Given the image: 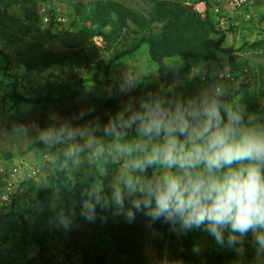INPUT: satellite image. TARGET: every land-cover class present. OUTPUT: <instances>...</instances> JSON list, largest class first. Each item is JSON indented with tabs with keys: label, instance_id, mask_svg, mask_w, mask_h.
<instances>
[{
	"label": "rangeland",
	"instance_id": "obj_1",
	"mask_svg": "<svg viewBox=\"0 0 264 264\" xmlns=\"http://www.w3.org/2000/svg\"><path fill=\"white\" fill-rule=\"evenodd\" d=\"M202 1L208 3V15L216 24L213 37L234 54L230 58L218 52L215 61L199 59L190 63L179 57L165 59L172 71L170 88L178 96L189 97L203 88L222 87L225 100L240 104L241 93L249 85L264 108V45L252 47L264 41V0H250L248 8L224 27L214 12L220 0H188V4L194 6ZM111 4L135 14L142 24L128 21L127 29L117 30L114 14L108 17V25L98 23V7ZM0 11V264H28L40 251L38 242L30 236L34 216L26 214L29 197L54 187L52 170H66L71 179L79 182L94 169L98 175H109L113 183L122 164L111 158L110 150L106 152L112 138L99 132L95 134L98 143L77 156L66 153L74 144L83 145L86 137L63 143L42 141L40 132L58 123L51 116L55 114L73 127L98 123L102 128L130 101L138 106L140 97L164 89V85L146 44L110 66L113 88L89 83L86 92L74 102L47 108L16 103L12 97L14 84L18 85L19 94L27 98L73 95L81 79L104 80V70L113 59L141 39L157 36L162 26L150 21L153 0H19L6 10L0 6ZM246 14H252L253 19L247 21ZM63 61L74 64L61 70L58 66ZM129 77L140 83L130 91H122ZM80 113H84L82 118ZM96 181L100 180L93 183ZM110 216L114 221L128 220L125 215H114V211ZM74 217L82 229L91 231L87 218L78 212ZM55 219L47 226L54 229L58 225L61 229L59 219ZM190 231L193 247L199 248L195 251L197 259L225 264L221 259L223 247L213 235L203 228ZM140 235L143 264H184L179 259L177 236L163 218L156 222L145 218ZM47 246L49 264H94L86 259V253L104 255L105 264H132L108 241L98 243L99 250L88 241L75 248L70 233L62 230L49 232ZM228 247L238 254V264H253L257 257L252 233L243 237V254L237 251L239 245Z\"/></svg>",
	"mask_w": 264,
	"mask_h": 264
},
{
	"label": "clouds",
	"instance_id": "obj_2",
	"mask_svg": "<svg viewBox=\"0 0 264 264\" xmlns=\"http://www.w3.org/2000/svg\"><path fill=\"white\" fill-rule=\"evenodd\" d=\"M139 83L126 78L122 91ZM224 97L222 87L189 97L160 89L140 97L138 106L130 101L102 128L98 123L73 127L53 114L58 123L42 130L40 139L63 143L86 137L66 153L77 156L98 143L96 133L112 138L110 156L122 161L120 172L108 191L96 181L81 192L80 214L89 221L97 206L112 207L129 222L142 210L152 221L163 218L177 233L203 228L221 245L225 240L239 245L241 254L243 237L252 233L253 264H264V123ZM58 218L67 229L71 220L63 210Z\"/></svg>",
	"mask_w": 264,
	"mask_h": 264
},
{
	"label": "trees",
	"instance_id": "obj_3",
	"mask_svg": "<svg viewBox=\"0 0 264 264\" xmlns=\"http://www.w3.org/2000/svg\"><path fill=\"white\" fill-rule=\"evenodd\" d=\"M18 3L19 0H0V6L4 10ZM110 14L116 15L118 19L117 30L127 29L129 27L128 21L142 24V21L135 14L125 10L118 4L98 7L96 21L106 26L108 25ZM150 21L153 24L162 26L160 33L149 39H141L131 49L126 50L113 59L104 70V80L96 78L81 79L78 83V90L73 95L57 98L23 97L19 94L18 85L15 83L12 96L14 101L47 108V106L56 103L76 101L86 92V85L89 83L113 88L114 84L109 80L110 66L121 57L136 53L143 44L149 47L150 59L158 66L160 81L164 85L165 90L170 88L172 82V71L165 65V59L179 57L185 63H190L199 59L201 61H215L217 58L216 53L218 52L228 54L230 58L234 54V51L222 48L220 42L213 37L216 33L215 21L209 15L205 18L199 17L194 12L193 7L188 4V0H153V12ZM263 45L264 41H261L254 43L252 47L258 48ZM73 64L70 61H63L59 63L58 68L64 70L65 68H71ZM241 94L240 104L246 106V115L254 116L257 123H264V108L259 103L251 87L249 85L245 86ZM106 146V152H108L109 146ZM152 172L153 170L149 169L148 175H151ZM51 179L54 184L52 189L42 190L34 197H29L26 214L34 216L32 223L34 228L30 236L33 241L38 242L40 251L38 256L28 264H49L47 237L49 232H57L58 230L70 233L72 245L75 248L81 247L84 241L96 245L95 248L98 247V243L108 241L112 244V248L121 256L129 258L132 264H143L140 248V233L143 228V222L145 218L151 222H156L158 219L152 221L141 210L135 211L131 222L125 219L114 221L110 216L114 208L101 209L97 206L95 219L90 221L91 231H86L81 228L79 219L70 215V212H81V192L89 188L96 179L100 180L105 185L106 191H108L109 186L112 184L111 177L105 174H102V176L98 175L94 169H91L87 176L76 182L70 178L68 171L52 170ZM38 208L43 209L44 212H39ZM61 210L71 220L69 227L65 229L62 225L60 229L56 225L57 227H54V229L49 228L47 222H55V218L59 219L58 213ZM169 226H171L170 223ZM59 234H62V232L60 231ZM175 235L180 244L179 259L182 263L209 264L210 261L204 263L195 257L190 230L182 233L175 232ZM227 235L228 233L226 232L225 237ZM228 246L226 240L223 245H220V247H223L221 259L225 260V264H238V254ZM97 249L99 250V248ZM225 254L228 255L226 256ZM85 256L88 261L94 264H105L104 255L92 256L86 253Z\"/></svg>",
	"mask_w": 264,
	"mask_h": 264
},
{
	"label": "built area",
	"instance_id": "obj_4",
	"mask_svg": "<svg viewBox=\"0 0 264 264\" xmlns=\"http://www.w3.org/2000/svg\"><path fill=\"white\" fill-rule=\"evenodd\" d=\"M250 0H220L219 5L214 9L216 16L218 17V23L224 27L230 20L236 19L241 11L248 8ZM193 7L194 12L201 18H205L209 12V6L207 2H199ZM246 20L253 19L252 14L245 15ZM264 20V15H263ZM262 19H258L259 24H262ZM258 23V22H257Z\"/></svg>",
	"mask_w": 264,
	"mask_h": 264
}]
</instances>
